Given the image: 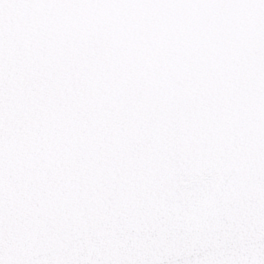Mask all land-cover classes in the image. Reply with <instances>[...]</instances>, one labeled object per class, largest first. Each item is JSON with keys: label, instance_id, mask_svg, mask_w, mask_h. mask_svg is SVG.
Instances as JSON below:
<instances>
[{"label": "snow or ice", "instance_id": "obj_1", "mask_svg": "<svg viewBox=\"0 0 264 264\" xmlns=\"http://www.w3.org/2000/svg\"><path fill=\"white\" fill-rule=\"evenodd\" d=\"M0 264H264V0H0Z\"/></svg>", "mask_w": 264, "mask_h": 264}]
</instances>
